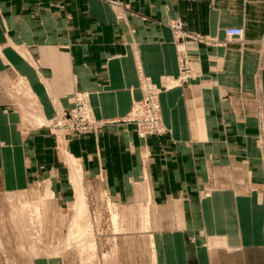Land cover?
Returning a JSON list of instances; mask_svg holds the SVG:
<instances>
[{
    "label": "crops",
    "instance_id": "crops-1",
    "mask_svg": "<svg viewBox=\"0 0 264 264\" xmlns=\"http://www.w3.org/2000/svg\"><path fill=\"white\" fill-rule=\"evenodd\" d=\"M116 1L0 0V74L33 102L0 97V188L44 180L64 207L73 157L83 194L147 214L137 234L151 264H264V0ZM173 19L219 39L240 26L244 40L190 42L182 82ZM142 74L160 91L161 136L117 122L142 97ZM78 98L108 123L62 143L48 122ZM41 149L52 159L37 174Z\"/></svg>",
    "mask_w": 264,
    "mask_h": 264
},
{
    "label": "rangeland",
    "instance_id": "rangeland-1",
    "mask_svg": "<svg viewBox=\"0 0 264 264\" xmlns=\"http://www.w3.org/2000/svg\"><path fill=\"white\" fill-rule=\"evenodd\" d=\"M111 2L117 4L116 0ZM120 9L124 12V6L120 5ZM177 20L181 19L169 21L175 43L178 45L186 42L188 49L192 38L179 36L175 32L172 24ZM181 21L188 30L184 21ZM187 55V59L183 57L181 58L184 60L180 59L178 51L179 78L182 82L189 81L194 74L189 51ZM180 61L192 65V70L188 71L189 76L186 78H182ZM146 78V75H141L142 97L132 103L130 112L124 119L117 120L134 124L136 132L142 138L166 133L160 91ZM18 92L21 94L18 95ZM26 92L15 76L0 74L1 101L19 104L25 108V105L30 106L33 103L25 99L29 98ZM137 105L141 106L138 113ZM76 106H83L86 109L88 114L86 113L85 119L73 116ZM23 115L26 118L31 117L30 111ZM64 119L67 121L62 122ZM155 122L158 125H155ZM106 123L108 122L97 120L91 114L86 101L78 98L72 108L61 112L48 122V126L64 143L65 133L80 138L101 131ZM34 143L32 140L33 146ZM51 159L52 155L41 149L36 156V173L38 174L43 166L49 165ZM71 165L73 194L70 203L68 204L66 200L64 207H61L64 201L58 202L54 194H50V183L44 180L30 183L22 189L0 188V264H151L148 245L137 234L145 229L147 214L141 211V208L139 210L131 208V203L114 202L107 191L101 195L83 194L86 181L81 179L78 160L72 157ZM79 203L85 204L84 208ZM78 205L82 208V215L77 211L80 210ZM79 229L80 231H77ZM133 231L136 232L135 238L131 237Z\"/></svg>",
    "mask_w": 264,
    "mask_h": 264
},
{
    "label": "built area",
    "instance_id": "built-area-1",
    "mask_svg": "<svg viewBox=\"0 0 264 264\" xmlns=\"http://www.w3.org/2000/svg\"><path fill=\"white\" fill-rule=\"evenodd\" d=\"M172 26H173L175 32L179 36L190 37V38H192V42L193 41H196V42L203 41L206 43H217L218 45H226V44L233 42V41H243L244 40V28L240 27V26L227 27L224 31V38L223 39L213 38V37H209V36L196 35L190 31L186 30L184 27V24L182 23L181 20H177L176 22H174L172 24ZM263 42H264V37H263ZM178 47H179L178 51H179L180 59H183V58L187 59L188 58V55H187L188 49H187L186 42L185 43H183V42L179 43ZM181 57H183V58H181ZM180 62H181L182 78H186L189 76L188 71L190 70V72H191V70H192V65H191V63H187L186 61H185V63L183 61H180ZM140 108H141V106L137 105V107H136L137 113L140 111ZM85 110L86 109L83 106H81V107L76 106V108L73 110V116L75 118L81 116V118L85 119L86 115L88 114ZM61 121L66 122L67 120L64 119V121L63 120H61ZM155 125H158V123L155 122Z\"/></svg>",
    "mask_w": 264,
    "mask_h": 264
},
{
    "label": "bare ground",
    "instance_id": "bare-ground-1",
    "mask_svg": "<svg viewBox=\"0 0 264 264\" xmlns=\"http://www.w3.org/2000/svg\"><path fill=\"white\" fill-rule=\"evenodd\" d=\"M24 50V49H23ZM27 88V87H26ZM31 95V94H30ZM38 108V107H37ZM80 196H83V195H80ZM84 197V196H83ZM81 198V197H80ZM78 199H79V196H78ZM82 200H83V198H82ZM84 202H85V200H84ZM83 201H81V203H84ZM78 203V201L75 203V204H77ZM81 203H79V204H81ZM86 203V202H85ZM83 205V208H84V205L85 204H81V206ZM81 206L79 207V205H78V208H80V210L79 209H77V211H78V213H79V211H80V214H81ZM86 208V207H85ZM83 210H85V209H83ZM86 211H84V213H85ZM83 214V213H82ZM81 214V215H82ZM115 214V213H114ZM84 216V215H83ZM78 218V217H77ZM114 218H116L115 216H114ZM89 225V224H88ZM88 225H86L87 227H88ZM78 226V225H77ZM79 227V226H78ZM84 228V227H83ZM89 228V227H88ZM77 231H80V229L79 230H77ZM77 231H76V233H77ZM84 231V230H83ZM82 233V232H81ZM82 234H84V233H82Z\"/></svg>",
    "mask_w": 264,
    "mask_h": 264
}]
</instances>
